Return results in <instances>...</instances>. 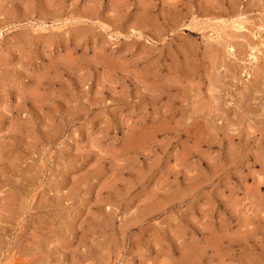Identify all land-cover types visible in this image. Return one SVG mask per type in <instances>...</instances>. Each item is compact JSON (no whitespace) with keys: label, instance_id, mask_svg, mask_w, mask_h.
I'll return each mask as SVG.
<instances>
[{"label":"rangeland","instance_id":"rangeland-1","mask_svg":"<svg viewBox=\"0 0 264 264\" xmlns=\"http://www.w3.org/2000/svg\"><path fill=\"white\" fill-rule=\"evenodd\" d=\"M0 264H264V0H0Z\"/></svg>","mask_w":264,"mask_h":264},{"label":"bare ground","instance_id":"bare-ground-1","mask_svg":"<svg viewBox=\"0 0 264 264\" xmlns=\"http://www.w3.org/2000/svg\"><path fill=\"white\" fill-rule=\"evenodd\" d=\"M221 52V51H220Z\"/></svg>","mask_w":264,"mask_h":264}]
</instances>
